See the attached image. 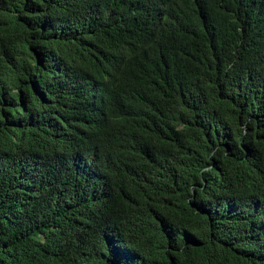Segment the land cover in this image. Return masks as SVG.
<instances>
[{
	"label": "trees",
	"instance_id": "obj_1",
	"mask_svg": "<svg viewBox=\"0 0 264 264\" xmlns=\"http://www.w3.org/2000/svg\"><path fill=\"white\" fill-rule=\"evenodd\" d=\"M0 264H264V0H0Z\"/></svg>",
	"mask_w": 264,
	"mask_h": 264
}]
</instances>
